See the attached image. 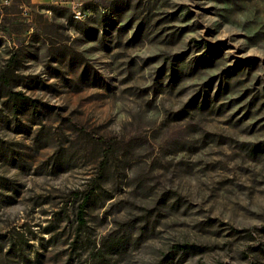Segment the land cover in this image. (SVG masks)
I'll list each match as a JSON object with an SVG mask.
<instances>
[{"label":"rangeland","instance_id":"374dc122","mask_svg":"<svg viewBox=\"0 0 264 264\" xmlns=\"http://www.w3.org/2000/svg\"><path fill=\"white\" fill-rule=\"evenodd\" d=\"M1 74L0 264H264V0H0Z\"/></svg>","mask_w":264,"mask_h":264},{"label":"trees","instance_id":"16d2710c","mask_svg":"<svg viewBox=\"0 0 264 264\" xmlns=\"http://www.w3.org/2000/svg\"><path fill=\"white\" fill-rule=\"evenodd\" d=\"M12 60L13 59H9L8 60V62H7V64H11V62H12ZM5 81V74L3 75V74H1V76H0V82H4ZM14 97H15V99H17V100H20V101H26V102H28V103H34L33 101H31V100H29V99H27V98H24V97H22V96H20V94H18V93H13L12 94ZM87 198L88 197H86V198H84V204H85V202H86V200H87ZM84 204L82 205V206H84ZM81 206V207H82ZM80 207V208H81ZM83 212H82V210H77V214H78V221H80V223H81V214H82ZM188 247H186V246H178L177 247V249H181V250H186Z\"/></svg>","mask_w":264,"mask_h":264},{"label":"built area","instance_id":"2783aa9c","mask_svg":"<svg viewBox=\"0 0 264 264\" xmlns=\"http://www.w3.org/2000/svg\"><path fill=\"white\" fill-rule=\"evenodd\" d=\"M73 14H75V16H80V13L78 11H73Z\"/></svg>","mask_w":264,"mask_h":264},{"label":"bare ground","instance_id":"6f19581e","mask_svg":"<svg viewBox=\"0 0 264 264\" xmlns=\"http://www.w3.org/2000/svg\"><path fill=\"white\" fill-rule=\"evenodd\" d=\"M79 16H77V18H78Z\"/></svg>","mask_w":264,"mask_h":264}]
</instances>
